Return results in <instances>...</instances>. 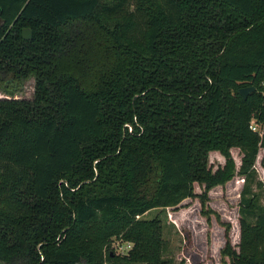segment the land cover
I'll return each mask as SVG.
<instances>
[{
  "label": "trees",
  "instance_id": "trees-1",
  "mask_svg": "<svg viewBox=\"0 0 264 264\" xmlns=\"http://www.w3.org/2000/svg\"><path fill=\"white\" fill-rule=\"evenodd\" d=\"M29 78L0 97L1 262L170 264L144 215L196 198L221 264H264V0H0V88ZM235 176L236 246L208 208Z\"/></svg>",
  "mask_w": 264,
  "mask_h": 264
},
{
  "label": "rangeland",
  "instance_id": "rangeland-1",
  "mask_svg": "<svg viewBox=\"0 0 264 264\" xmlns=\"http://www.w3.org/2000/svg\"><path fill=\"white\" fill-rule=\"evenodd\" d=\"M34 94V80H25L23 88L12 96L0 88V97H14L32 99ZM236 166L239 164L240 153L237 148L231 149ZM208 163L214 171L224 163L222 155L212 151L209 153ZM255 167L258 179L264 182V151L259 150ZM212 171V172H213ZM242 179L235 176L224 186H216L209 191L208 208L215 210L221 220L231 223L230 239L236 246L237 238V200ZM195 192L201 191V186L194 184ZM155 216L161 221V256L170 264H221L220 256L215 247V241H222L223 227L218 225L211 213L209 219L200 213L198 199H186L177 208L160 211L154 209L144 215L151 219ZM219 242V241H218ZM220 244V243H219ZM130 247L132 246L129 243ZM115 246V253H126L127 246ZM222 246V245H221ZM0 264H5L0 261ZM228 264V263H227Z\"/></svg>",
  "mask_w": 264,
  "mask_h": 264
},
{
  "label": "water",
  "instance_id": "water-1",
  "mask_svg": "<svg viewBox=\"0 0 264 264\" xmlns=\"http://www.w3.org/2000/svg\"><path fill=\"white\" fill-rule=\"evenodd\" d=\"M22 37L24 39H30L31 38V30L27 27H24L22 29ZM254 89H255V87L253 85L243 86V87L239 88V94L241 95L242 98H246V96L248 94H250Z\"/></svg>",
  "mask_w": 264,
  "mask_h": 264
},
{
  "label": "built area",
  "instance_id": "built-area-1",
  "mask_svg": "<svg viewBox=\"0 0 264 264\" xmlns=\"http://www.w3.org/2000/svg\"><path fill=\"white\" fill-rule=\"evenodd\" d=\"M250 128H251L252 130H256L257 126L252 122V123L250 124ZM123 245L127 246L126 249H128V248L130 247L129 243L121 244V245H118V246H122V247H124Z\"/></svg>",
  "mask_w": 264,
  "mask_h": 264
}]
</instances>
